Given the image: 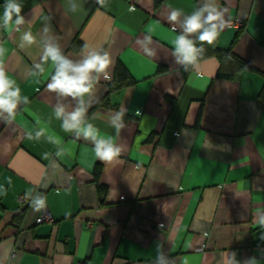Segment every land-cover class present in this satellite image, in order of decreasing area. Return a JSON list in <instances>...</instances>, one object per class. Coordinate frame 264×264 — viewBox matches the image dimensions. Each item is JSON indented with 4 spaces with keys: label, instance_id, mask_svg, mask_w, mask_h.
<instances>
[{
    "label": "crops",
    "instance_id": "obj_1",
    "mask_svg": "<svg viewBox=\"0 0 264 264\" xmlns=\"http://www.w3.org/2000/svg\"><path fill=\"white\" fill-rule=\"evenodd\" d=\"M20 2L26 19L35 12L37 43L19 47L27 24L21 32L0 28L7 73L29 97L14 120H0V185L7 189L0 195V264H151L158 245L174 264H232L231 253L241 264H264V0H218L231 22L218 45L229 47L241 29L233 50L254 67L235 79L216 77L214 56L198 70L174 61L178 33L167 16L173 8L190 14L200 0H108L106 8L78 0L76 13L67 0ZM43 16L52 17V34L70 58L80 59L85 44L110 53L111 79L97 85L88 118L102 136H115L109 119L125 113L118 161H99L91 141L65 133L53 116L48 80L32 75ZM149 29L152 43L144 45L154 55L140 43ZM119 62L134 83L114 88ZM40 129L39 141L27 138ZM30 189L45 197L51 222H37L43 211L24 199Z\"/></svg>",
    "mask_w": 264,
    "mask_h": 264
},
{
    "label": "clouds",
    "instance_id": "obj_2",
    "mask_svg": "<svg viewBox=\"0 0 264 264\" xmlns=\"http://www.w3.org/2000/svg\"><path fill=\"white\" fill-rule=\"evenodd\" d=\"M101 8L108 7V0H95ZM23 4L20 0H5L3 15L0 16V28L12 29L21 32L22 26L28 25L27 31L20 35L19 47L32 46L37 43L31 27L36 19L33 10L31 19H26L23 13ZM78 0H67V9L72 13L80 10ZM226 8H221L218 0H200L199 5L189 14L182 9L173 8L167 16V21L172 25V31L178 34L171 41L176 64L184 68L198 70L200 61L204 57L206 49L204 45L213 46L220 33L230 26V20L226 19ZM45 22L43 39L40 41L42 53L39 62L33 64V76H44L47 80V90L54 93L57 103L52 107V113L59 120L60 127L65 133L72 134L75 138L91 141L94 145L95 157L102 163H113L119 160L123 147L117 141L125 127L123 111H117L109 119V126L115 130V136H102L100 129L88 118L89 101L95 95L97 85L101 79L110 80V71L113 60L109 52L89 48L87 44L81 49V58L72 59L65 54L58 39L52 34L50 22L52 17H41ZM152 43V32L149 29L144 40L140 43L144 46L148 55H154L152 49L144 45ZM7 49L0 44V120L11 122L21 105L29 103V97L21 94V88L16 81L9 77L4 56ZM50 69H46L49 65ZM61 98H71L75 101V107L69 110V106ZM45 136L44 130L40 129L27 133L29 140L39 141ZM49 143L57 142L52 137H46ZM56 156L64 153L63 148L57 145ZM49 153H44L43 158L48 159ZM11 184V180H8ZM33 190L25 193L24 199L30 202L35 212L46 211L47 203L42 194L32 196ZM7 189L0 185V195H6ZM232 264H241L236 259L235 253H231ZM151 264H174L172 258L158 245L156 256ZM244 264H256L255 258L245 261Z\"/></svg>",
    "mask_w": 264,
    "mask_h": 264
},
{
    "label": "trees",
    "instance_id": "obj_3",
    "mask_svg": "<svg viewBox=\"0 0 264 264\" xmlns=\"http://www.w3.org/2000/svg\"><path fill=\"white\" fill-rule=\"evenodd\" d=\"M240 30L237 31L235 36L232 39V42L229 47L222 48L218 45V39L215 42L213 46H209L207 44L204 45V48L206 49L204 58L214 56L217 58L219 62V68L216 73V77L219 79H235L236 77H239L240 74L245 70H251L254 69V67L245 59L240 57L234 52V44L238 40V37L240 35ZM74 48H81L82 44L77 39L75 40ZM261 45L264 48V41L261 43ZM134 83V79L132 78L131 74L127 70V68L122 64L118 63L114 74L112 76L111 80V87L114 88H121L126 85H130ZM264 98V85L261 89V95H260V101ZM105 102V101H101ZM95 176L98 179L99 177V171L98 169L95 172ZM103 187L101 186V189Z\"/></svg>",
    "mask_w": 264,
    "mask_h": 264
},
{
    "label": "built area",
    "instance_id": "obj_4",
    "mask_svg": "<svg viewBox=\"0 0 264 264\" xmlns=\"http://www.w3.org/2000/svg\"><path fill=\"white\" fill-rule=\"evenodd\" d=\"M52 216L49 211H43L42 214L37 218V222L52 221Z\"/></svg>",
    "mask_w": 264,
    "mask_h": 264
}]
</instances>
